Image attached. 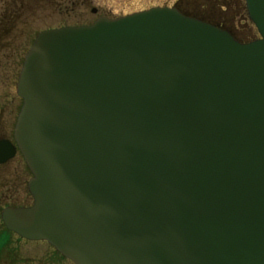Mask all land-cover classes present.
Returning a JSON list of instances; mask_svg holds the SVG:
<instances>
[{
    "label": "water",
    "instance_id": "obj_1",
    "mask_svg": "<svg viewBox=\"0 0 264 264\" xmlns=\"http://www.w3.org/2000/svg\"><path fill=\"white\" fill-rule=\"evenodd\" d=\"M244 1L246 43L166 7L38 32L13 129L32 204L5 227L74 264H264V0Z\"/></svg>",
    "mask_w": 264,
    "mask_h": 264
},
{
    "label": "flooded vegetation",
    "instance_id": "obj_2",
    "mask_svg": "<svg viewBox=\"0 0 264 264\" xmlns=\"http://www.w3.org/2000/svg\"><path fill=\"white\" fill-rule=\"evenodd\" d=\"M53 2V9L57 7L60 10L67 12L68 14L76 12L77 7L84 6L88 7L90 0H50ZM64 1L70 3L69 8H66ZM141 5L136 9H130L122 11L116 15L109 14V11H101V14L98 16L101 17H119L134 12L142 11L149 9L151 7H172L178 10L180 13L197 18L206 22H209L220 28L232 31L235 37L239 40H246L245 38L238 37L239 34L251 32V27L247 24L245 6L243 0H139ZM55 5V6H54ZM129 7V6H128ZM90 12L93 14L99 13V7L92 6ZM243 19L245 21H243ZM2 109L0 107V120L2 116ZM10 132L5 135V129L0 124V140L8 139ZM17 152V151H16ZM15 152V153H16ZM17 153L7 160L5 163L0 164V168L9 164L15 157ZM11 172L7 169H0V181L3 178H6ZM19 172V171H18ZM17 172V173H18ZM27 190V182H26ZM28 193V192H27ZM24 194L23 189L18 187L6 186L2 187L0 185V264H54L53 261H63L64 259L69 261L67 258L61 256L55 252V250L45 241H31L25 239L13 231L7 229L1 220V212L6 207H22L27 205L17 204V199H22ZM42 243L47 251L44 250V253H38L37 249L33 244ZM23 246H26L31 249L25 250ZM52 249V252L51 250ZM61 259V260H59ZM70 262V261H69ZM71 263V262H70Z\"/></svg>",
    "mask_w": 264,
    "mask_h": 264
},
{
    "label": "rangeland",
    "instance_id": "obj_3",
    "mask_svg": "<svg viewBox=\"0 0 264 264\" xmlns=\"http://www.w3.org/2000/svg\"><path fill=\"white\" fill-rule=\"evenodd\" d=\"M37 2L38 3L34 1V3L38 4V8L30 21V25L25 28L26 32L22 31V33H18L17 36L14 37L15 41L13 40L8 48L0 52V107L3 108L0 124L5 129V135L10 132L8 136L10 140H12V129L15 117L21 104V100L15 94V83L23 62V57L36 33L44 29L58 27L64 24L90 23L101 14V11H109V14L116 15L122 11L136 9L142 4L139 0H90L87 8L81 5L77 7L76 12L68 14L65 10L62 11L58 7L53 9V2L49 0H37ZM62 4H66V8H69L68 5L70 3L64 1ZM92 6L99 7V13H91L90 9ZM243 21L245 20L243 19ZM247 24L251 27L249 23ZM251 29L252 32H254L253 37H258L254 27H251ZM248 36H250L248 32L238 35L240 38H248ZM0 169L14 171L7 175L6 178H3L2 181H0V185L2 187L13 186L23 189V198L17 199L16 203L30 205L31 197L26 190V182L30 177V173L20 154L17 153L16 157L9 164ZM33 245L34 247L30 248L37 249L38 253H44V250L47 251L42 243ZM30 248L23 246L21 250H25L24 253L26 254L27 250ZM49 250L52 252V249ZM29 251H31V249ZM53 262L54 264H72L65 259L60 262ZM23 264H25V262Z\"/></svg>",
    "mask_w": 264,
    "mask_h": 264
},
{
    "label": "trees",
    "instance_id": "obj_4",
    "mask_svg": "<svg viewBox=\"0 0 264 264\" xmlns=\"http://www.w3.org/2000/svg\"><path fill=\"white\" fill-rule=\"evenodd\" d=\"M34 1L38 3L37 0H0V52L12 44L18 33L26 32L38 8Z\"/></svg>",
    "mask_w": 264,
    "mask_h": 264
}]
</instances>
